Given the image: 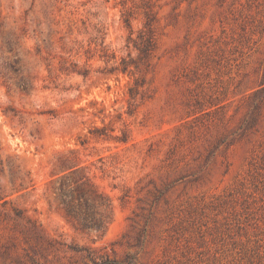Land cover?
Wrapping results in <instances>:
<instances>
[{
    "label": "rangeland",
    "instance_id": "374dc122",
    "mask_svg": "<svg viewBox=\"0 0 264 264\" xmlns=\"http://www.w3.org/2000/svg\"><path fill=\"white\" fill-rule=\"evenodd\" d=\"M0 264H264V0H0Z\"/></svg>",
    "mask_w": 264,
    "mask_h": 264
},
{
    "label": "trees",
    "instance_id": "16d2710c",
    "mask_svg": "<svg viewBox=\"0 0 264 264\" xmlns=\"http://www.w3.org/2000/svg\"><path fill=\"white\" fill-rule=\"evenodd\" d=\"M76 187L70 190H60V196L62 199L66 198L68 195H72L73 192H76L78 195H83V187L87 183L85 180H81V178L74 180Z\"/></svg>",
    "mask_w": 264,
    "mask_h": 264
}]
</instances>
